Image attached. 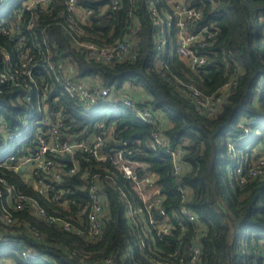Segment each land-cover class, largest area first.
<instances>
[{"label": "trees", "instance_id": "trees-1", "mask_svg": "<svg viewBox=\"0 0 264 264\" xmlns=\"http://www.w3.org/2000/svg\"><path fill=\"white\" fill-rule=\"evenodd\" d=\"M195 1L192 5L200 9L202 22L210 24L211 31L216 30L215 37L202 48L208 63L192 70L177 55L169 54L168 45L165 63L159 66L163 74L155 65L156 27L151 24L144 0H135L133 8L134 19L140 25L135 29L137 57L131 62L101 63L76 53L55 10L34 8L33 13H24L25 21H35L27 31V45L37 44L44 52H56L57 58L70 66L74 78L97 77L113 95L121 93L124 86L143 93L145 105H141L158 116V131L170 148H177L182 167L176 179L170 157L155 146L152 134L156 125L143 122L130 108L120 102L104 101L96 111L84 112L74 98L55 85L46 94L47 104L49 108L62 109L63 135L86 139L98 130L99 123L112 129L114 138L109 146L131 151L128 159L138 164L134 166L135 173L139 177L152 175V186L161 195L162 203L153 206L148 214L127 220V204L140 199L130 180L118 169L113 170L102 181L106 216L101 236L91 241L74 231L56 228L31 210L13 211L5 205L16 222L9 226L0 219V264H31L22 256L25 249L36 256L38 264H264V166L255 178H247L253 149L264 144V0H214L213 4H194ZM129 2L120 0L119 8L94 20L87 28L89 33L105 44L121 40L128 23ZM159 2L164 4L165 0ZM7 16L0 22V68L4 66L3 52L11 60L16 54L13 40L2 32L16 21L14 16L7 21ZM227 82L233 83L214 111L200 105V100L218 95ZM189 87L196 88L200 97H194ZM29 110L36 111V104H14L0 95V117L6 118L12 131L22 128L18 119ZM34 118H39L38 112ZM249 120L254 124L244 137L239 123L248 126ZM37 126L32 127V135ZM2 135L0 146H5ZM236 143L234 153L242 160L247 156L240 174L233 173L237 160L228 152V146ZM32 146L33 139L30 148L28 141L22 143V152L14 157L28 155ZM73 159L78 170L65 175L64 182L56 185L63 190L58 201L46 196L40 187L33 189L18 172L1 168L0 173L16 192L35 198L47 214L85 230L88 188L99 169L86 153L75 152ZM56 161L64 172L72 165L62 157ZM180 187L186 191L180 193ZM84 207L81 217L78 214ZM182 207L191 210L195 221L187 220ZM149 217L155 221L153 225L148 224ZM160 222L170 227L167 234L158 232ZM29 225L38 230L41 239L28 233ZM139 228L142 229L135 230Z\"/></svg>", "mask_w": 264, "mask_h": 264}, {"label": "built area", "instance_id": "built-area-1", "mask_svg": "<svg viewBox=\"0 0 264 264\" xmlns=\"http://www.w3.org/2000/svg\"><path fill=\"white\" fill-rule=\"evenodd\" d=\"M198 1L214 3V0H196L194 4H197ZM129 3L131 7L127 13L128 23L121 40L105 44L89 33L87 28H90L93 21L100 19L106 11L119 8L120 0H0V22L5 21L6 15H8L7 21L11 16L16 18L15 23L11 24V28L2 29L3 34L13 40L16 54L15 58L11 60L6 52L2 53L4 66L0 68V95L14 104H36V111L29 110L20 115L18 121L21 123V129L12 131L7 127L6 118L0 117V133L3 134L5 142V146H0V169L5 168L15 172L21 169V172L18 173L20 175L25 173V180L22 179L25 183L31 185L33 189L40 187L41 191L54 201L61 199L63 194V190L57 188L56 185L64 182L65 175L74 174L78 170V163L73 159L75 152L86 153L97 163L99 169L92 176L88 188L89 212L86 217L87 228L85 230L74 227L63 218L47 214L35 198L16 192L15 188L0 173V219L7 225L13 226L16 220L10 210L6 209V206L13 211L31 210L36 216L56 228L59 227L63 231H74L81 238L90 241L99 238L102 219L106 216V200L101 191L102 181L108 179L116 169L121 171L124 178L130 180L133 190L140 199L138 203L127 204L125 210L127 220L141 214H148L153 206L162 203L161 195L152 186V175L146 174L139 177L135 173L134 166L138 164L128 159V156H131V151L109 146L110 141L114 138L112 129H107L102 123H99L98 130L86 139L74 140L63 135L65 121L62 109L57 106L49 108L47 104L46 94L55 85H59L70 97L74 98L77 106L84 112L96 111L104 101L120 102L130 108L143 122L156 125L157 130L152 134L155 146L162 148L170 157L173 165L172 173L176 179L179 178L182 167L179 151L177 148H170L167 139L158 131L160 126L158 116L151 115L149 109L143 106L145 105L144 98L127 92L126 86L120 91L121 93L113 95L112 90L104 87L97 77L74 78L70 66L57 58L56 52L53 54L44 52L37 44L29 46L26 43L27 31L35 25V21L30 18L25 21L24 13H33L34 8L49 9L55 10V17L62 21L63 30L70 37L76 53L101 63L134 61L137 57L136 48L138 46L135 29L140 24L136 23L134 19L135 0H130ZM144 4L147 7L152 26L156 27L153 35L157 54L155 65L161 74L163 72L159 66L165 63L164 56L167 53L168 45L170 46V39L173 40V55H177L190 69L197 70L208 63V56L202 48L204 49L208 41L215 37L216 30L211 31L209 27L212 26L202 22V13L199 8L192 5L193 0H165L164 4H161L159 0H144ZM19 19H22V22L19 23ZM201 24L203 26H200ZM172 31L173 37H171ZM221 51L224 54H221L223 59L226 60L224 50ZM231 83L233 82L223 85L218 91V95H212L207 100H200V105L214 111L216 106L226 98ZM189 88L194 97H200L196 88ZM36 112L39 113L38 119L34 118ZM251 124H254V120H249L248 126L239 123L240 128L244 131V137L248 136ZM36 125L39 127L35 128V133L32 135V127ZM32 139L33 146L29 154L20 159L15 158V153L22 152L20 145L28 141L30 148ZM8 144L11 145L8 146ZM236 147L237 143L234 146L229 145L228 152L237 160L233 173L240 174L242 166L247 164V156L244 155L242 160L238 154L234 153ZM66 154H70L71 159L67 162L72 165L64 172L60 162L56 160L64 158ZM249 160L252 161H250L251 168L247 173V178L253 179L261 173V167L264 166V144L262 147L253 149L252 158ZM244 180L242 179V181ZM179 190L180 193L186 191L182 187ZM123 196L125 197V194ZM62 204L64 205L65 202ZM85 207L81 209L79 216L82 217ZM182 213L187 217V220L195 221L194 214L188 208L182 207ZM80 220L79 217V223H81ZM147 222L150 225L155 223L151 217ZM27 228L31 236L41 239L34 226L29 225ZM169 230V226L160 222L159 233L167 234ZM197 253V249L194 248L195 256ZM22 256L24 259L26 258L27 262L38 264L34 261L36 256L29 249H25Z\"/></svg>", "mask_w": 264, "mask_h": 264}, {"label": "rangeland", "instance_id": "rangeland-1", "mask_svg": "<svg viewBox=\"0 0 264 264\" xmlns=\"http://www.w3.org/2000/svg\"><path fill=\"white\" fill-rule=\"evenodd\" d=\"M170 41V55L172 56L173 55V40L172 39H170L169 40ZM6 151V150H5ZM242 151V150H241ZM242 152H244V151H242ZM2 155V154H1ZM25 173H23L22 175H21V178L23 179V180H25Z\"/></svg>", "mask_w": 264, "mask_h": 264}, {"label": "crops", "instance_id": "crops-1", "mask_svg": "<svg viewBox=\"0 0 264 264\" xmlns=\"http://www.w3.org/2000/svg\"><path fill=\"white\" fill-rule=\"evenodd\" d=\"M126 90H127V92L131 93L132 95L137 93V95L140 96V97H143V96H144L143 93H139V92L137 91L138 89L134 91V89H130V88H128V87L126 86Z\"/></svg>", "mask_w": 264, "mask_h": 264}, {"label": "water", "instance_id": "water-1", "mask_svg": "<svg viewBox=\"0 0 264 264\" xmlns=\"http://www.w3.org/2000/svg\"><path fill=\"white\" fill-rule=\"evenodd\" d=\"M64 159L66 160V161H70V159H71V157H70V154H66L65 155V157H64ZM19 173L21 172V169H19V171H18Z\"/></svg>", "mask_w": 264, "mask_h": 264}]
</instances>
